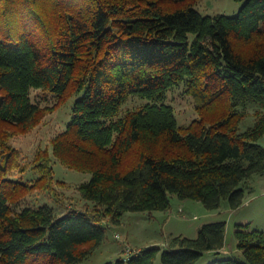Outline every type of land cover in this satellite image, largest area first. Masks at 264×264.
Masks as SVG:
<instances>
[{
	"label": "trees",
	"instance_id": "trees-1",
	"mask_svg": "<svg viewBox=\"0 0 264 264\" xmlns=\"http://www.w3.org/2000/svg\"><path fill=\"white\" fill-rule=\"evenodd\" d=\"M198 1L0 0V264H79L103 222L167 211L170 194L209 210L242 205L247 180L264 172V0H236L233 16L202 14ZM180 86L198 115L186 125L166 102ZM73 96L65 128L20 165L11 139ZM129 97L147 101L121 111ZM56 162L90 174L81 207H62ZM33 192L54 203H26ZM225 232V220L204 223L194 238L103 264H153L159 252L161 264L208 252V264H264L263 230L236 224L242 258L221 257Z\"/></svg>",
	"mask_w": 264,
	"mask_h": 264
},
{
	"label": "rangeland",
	"instance_id": "rangeland-1",
	"mask_svg": "<svg viewBox=\"0 0 264 264\" xmlns=\"http://www.w3.org/2000/svg\"><path fill=\"white\" fill-rule=\"evenodd\" d=\"M241 2L236 0H199L195 8L202 14H225L236 15L240 9ZM33 100L39 101L41 105L51 106L55 98L41 89L31 91ZM75 96L56 107L47 114L42 122L31 131L23 135L14 136L10 143L19 153V164H26L34 155L35 149L50 146V138L62 131L72 115V105ZM146 99L129 97L121 107V111L133 106L145 103ZM166 102L174 109L175 117L179 125H186L197 118L195 101L184 89L175 87L168 91ZM248 110H253V105H247ZM253 116L246 118L241 128L252 125ZM264 145V138L260 141ZM32 174H25L24 178ZM53 177L67 183L65 186H56L60 196L64 200L62 207H81L83 200L77 191L79 183L90 178L87 172L68 168L59 162L53 165ZM254 191L246 194L242 205L231 210L227 201H223L220 209L209 210L201 201L193 199H179L175 194H170L171 207L167 211H127L124 212L118 224L108 221L102 223L105 226V234L102 241L94 247L91 253L79 264H103L115 261L119 258H127L136 251H141L151 246H159L161 249L168 247L172 236L183 235L194 238L198 227L204 223L214 221H226L224 253L221 257H241L237 248V240L234 230L237 223L251 222L252 227L264 231V181L256 182ZM51 196L44 192H33L25 200L28 204L48 201L54 203ZM36 200V201H35ZM246 201V202H245ZM215 259L213 253H205L195 264H208ZM153 264H161L160 252L157 254Z\"/></svg>",
	"mask_w": 264,
	"mask_h": 264
},
{
	"label": "crops",
	"instance_id": "crops-1",
	"mask_svg": "<svg viewBox=\"0 0 264 264\" xmlns=\"http://www.w3.org/2000/svg\"><path fill=\"white\" fill-rule=\"evenodd\" d=\"M264 138V137H263ZM260 181H264V172L262 174H254L253 176H251L248 180L247 183L245 185V196L246 194H251L254 191V185L256 184V182H260ZM245 198V197H244ZM244 201V200H243ZM246 202V201H245ZM218 210V209H217ZM224 248H222L221 252L224 253Z\"/></svg>",
	"mask_w": 264,
	"mask_h": 264
}]
</instances>
